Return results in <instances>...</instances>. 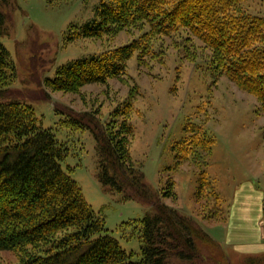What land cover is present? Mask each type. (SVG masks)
Wrapping results in <instances>:
<instances>
[{
  "label": "rangeland",
  "instance_id": "obj_1",
  "mask_svg": "<svg viewBox=\"0 0 264 264\" xmlns=\"http://www.w3.org/2000/svg\"><path fill=\"white\" fill-rule=\"evenodd\" d=\"M99 4L100 0L0 2L4 15L0 43L9 51L15 67L8 95L0 99L30 104L41 125L52 129L59 141L68 143L69 155L63 164L72 166V177L93 210L105 218L108 233L138 258L139 240L128 233L132 219L151 211L152 202L102 189L96 176L97 150L92 131L103 127L118 106L131 100L127 115L133 124L130 155L153 200L199 223L218 244L215 250L201 245L205 257L214 252L215 263L248 264L246 258L257 256L263 258L258 264H264V250H245L254 235L253 227L264 242V114L254 95L239 89L225 75L216 74L210 51L200 41L193 37L187 42L179 36L155 40L153 54H147L142 65H138L135 51L123 75L104 83H87L78 92L45 85L44 78L53 77L60 64L127 44L147 28L130 27L112 35L66 41L71 26L79 28L93 18ZM244 4L248 12L264 16V0H246ZM188 44L195 46L191 59L187 54L192 46ZM68 109L86 112L82 128L69 124ZM187 121L202 124L213 138L210 153L202 155V164L190 160L177 163L173 145L185 135ZM202 168L210 183L202 188L206 195L196 198ZM169 181L173 182L175 198L164 195ZM215 212L220 218H206ZM237 223L252 234L241 237L235 230ZM120 224L126 227L123 231ZM17 260L12 251L0 250V264ZM204 264L214 263L207 260Z\"/></svg>",
  "mask_w": 264,
  "mask_h": 264
},
{
  "label": "trees",
  "instance_id": "obj_2",
  "mask_svg": "<svg viewBox=\"0 0 264 264\" xmlns=\"http://www.w3.org/2000/svg\"><path fill=\"white\" fill-rule=\"evenodd\" d=\"M245 2L100 0L95 16L79 28L71 26L66 41L112 35L130 27L147 28L127 44L60 64L44 83L54 90L78 92L87 83H104L123 75L135 51L137 63L142 65L143 58L153 54L155 40L179 36L189 42L194 37L210 51L216 74L225 75L239 89L254 95L264 114V16L248 12ZM3 22L0 12V27ZM190 46L192 51L187 55L191 59L195 46ZM14 78L13 60L0 43V98L8 95ZM131 109L132 101H124L103 127L92 131L97 150L96 176L102 189L152 202L151 211L132 219L128 233L139 240L138 258L108 233L105 218L93 210L72 177V166L63 164L69 155L68 143L59 141L52 129L41 125L30 104L0 99V250L12 251L18 259L14 264H204L207 260L220 264L215 263L214 252L208 257L202 254L201 245L215 250L218 244L193 217L153 200L130 155L133 124L127 115ZM68 112L69 124L82 128L86 112ZM184 128L185 135L173 145L177 163H204L202 155L210 153L212 136L202 124L192 121H187ZM208 183L202 168L196 198L206 195L202 188ZM164 195L176 197L173 182L169 181ZM206 218L220 217L215 212ZM125 228L119 225L121 231ZM246 259L248 264H258L263 258Z\"/></svg>",
  "mask_w": 264,
  "mask_h": 264
},
{
  "label": "crops",
  "instance_id": "obj_3",
  "mask_svg": "<svg viewBox=\"0 0 264 264\" xmlns=\"http://www.w3.org/2000/svg\"><path fill=\"white\" fill-rule=\"evenodd\" d=\"M253 229H254V235L251 238V240L247 241L249 243V246L245 250L252 251L253 253H259L262 252V250H264V242L261 241V236L257 235L258 230L256 229V227H253ZM235 230L241 233L240 234L241 237H246L252 234L251 230H249L244 226L239 225L238 223L235 225Z\"/></svg>",
  "mask_w": 264,
  "mask_h": 264
}]
</instances>
